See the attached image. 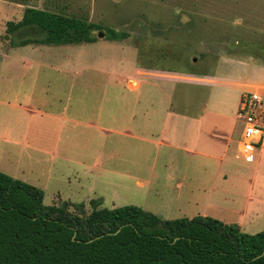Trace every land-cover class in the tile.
Wrapping results in <instances>:
<instances>
[{
  "label": "rangeland",
  "instance_id": "obj_1",
  "mask_svg": "<svg viewBox=\"0 0 264 264\" xmlns=\"http://www.w3.org/2000/svg\"><path fill=\"white\" fill-rule=\"evenodd\" d=\"M253 2L30 0L23 4L18 0H0V55L9 54L11 59L0 56V98L12 99L17 94L21 99L26 95L34 98L36 110L44 113L34 115L42 136L37 140L46 153L42 156L32 152L34 159L23 156L16 164L4 160V168L12 175L2 172L42 189L45 205L84 203L90 212V202L99 200L104 208L138 206L167 220L212 212L228 214L221 208H210L203 195L192 196L191 186L211 179L213 172L197 170L184 161L178 163L180 168L166 169L165 148L149 147L147 156L142 159L139 141L100 133L93 126L69 124L59 132L58 126L48 122V114L60 117L67 106L69 111L65 116L68 118L85 124L95 123L96 102L101 94L100 124L107 125L110 121L109 100L114 101L112 95L115 93L122 98L115 104L117 118L126 117L136 101L137 92L129 93L123 85H118L117 78L109 76L111 71L117 76H134L136 67L179 73H218L221 61L219 67L216 65L221 56H227L232 50L237 52L238 39H244L247 34L246 30L236 27V3ZM28 6H48L56 12L127 32L130 37L121 42L109 41L104 36L98 37L95 44L17 48L7 34L8 23L21 21ZM226 40L235 45L228 47V43L223 42ZM151 83L156 82L149 81ZM128 84L137 85L133 80ZM174 89L175 103L185 96L191 100L199 99V92L190 91L183 85H174ZM142 91L150 96L153 94L147 88ZM123 121L119 120L118 124L123 125ZM57 130L61 135L58 142ZM50 146L60 152V158L48 157ZM136 161L148 168L137 167ZM230 215L236 223L237 214ZM255 223V228H249L245 233L253 235L264 231V213Z\"/></svg>",
  "mask_w": 264,
  "mask_h": 264
},
{
  "label": "crops",
  "instance_id": "obj_2",
  "mask_svg": "<svg viewBox=\"0 0 264 264\" xmlns=\"http://www.w3.org/2000/svg\"><path fill=\"white\" fill-rule=\"evenodd\" d=\"M252 1L245 5L236 3V27L246 30L247 34L244 39H238L237 52L221 56L216 65L219 67L221 61L218 73H179L136 67L134 76H117L111 71L109 76L117 78L118 85H123L129 93L137 92L136 101L126 117L117 118L115 104L122 98L114 93V101L109 100V124L101 125L102 97L98 94L97 107L94 106L97 122L85 124L81 120L68 118L65 116L69 111L67 106L60 117L48 114V122L58 126L59 132L69 124L87 125L96 127L100 133L139 141L142 146L139 150L141 158L147 156L149 147H163L166 169L180 168L178 163L184 161L197 170L213 172L211 179L191 186L194 191L192 196L199 198L203 195L210 208H221L228 214L212 212L201 216L212 215L227 224L238 225L243 232L255 228L256 220L264 213V145L250 153L252 161L248 162V152L239 144L243 125L237 120L240 101L245 93H257L264 99V0ZM1 54L3 59H10L9 54ZM130 80L137 85L128 84ZM149 81L156 83L149 84ZM174 85H183L190 91L199 92V99L191 100L185 96L175 103ZM142 88L149 89L152 96ZM155 97L158 100H151ZM34 114L44 113L36 110L31 95L22 99L18 94L12 99L0 98V171L12 175L4 168V160L16 164L21 162L23 156L34 159L32 152L42 156L46 154L37 140L42 136ZM119 120H124V124L119 125ZM56 132L58 142L61 135L58 130ZM50 135L48 130V138ZM48 157L60 158V152L52 150L50 146ZM135 164L148 168L140 161ZM178 185L181 186V183ZM234 213L237 214L236 223L232 220L234 216L230 215Z\"/></svg>",
  "mask_w": 264,
  "mask_h": 264
},
{
  "label": "trees",
  "instance_id": "obj_3",
  "mask_svg": "<svg viewBox=\"0 0 264 264\" xmlns=\"http://www.w3.org/2000/svg\"><path fill=\"white\" fill-rule=\"evenodd\" d=\"M100 33L109 41L130 37L48 6H28L7 27L17 48L94 44ZM44 198L42 189L0 171V264H264V231L247 234L210 216L167 220L99 200L88 212L84 203L45 205Z\"/></svg>",
  "mask_w": 264,
  "mask_h": 264
},
{
  "label": "built area",
  "instance_id": "obj_4",
  "mask_svg": "<svg viewBox=\"0 0 264 264\" xmlns=\"http://www.w3.org/2000/svg\"><path fill=\"white\" fill-rule=\"evenodd\" d=\"M237 120L243 125L239 144L251 162V152L264 145V99L257 93H245L240 101Z\"/></svg>",
  "mask_w": 264,
  "mask_h": 264
},
{
  "label": "water",
  "instance_id": "obj_5",
  "mask_svg": "<svg viewBox=\"0 0 264 264\" xmlns=\"http://www.w3.org/2000/svg\"><path fill=\"white\" fill-rule=\"evenodd\" d=\"M104 36H105L104 33H100V34L98 35L99 38L104 37Z\"/></svg>",
  "mask_w": 264,
  "mask_h": 264
}]
</instances>
